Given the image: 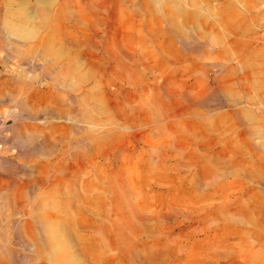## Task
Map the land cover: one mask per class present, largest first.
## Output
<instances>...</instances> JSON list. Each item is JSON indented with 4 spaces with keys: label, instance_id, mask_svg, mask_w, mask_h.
<instances>
[{
    "label": "rangeland",
    "instance_id": "rangeland-1",
    "mask_svg": "<svg viewBox=\"0 0 264 264\" xmlns=\"http://www.w3.org/2000/svg\"><path fill=\"white\" fill-rule=\"evenodd\" d=\"M0 256L264 264V0H0Z\"/></svg>",
    "mask_w": 264,
    "mask_h": 264
},
{
    "label": "bare ground",
    "instance_id": "bare-ground-1",
    "mask_svg": "<svg viewBox=\"0 0 264 264\" xmlns=\"http://www.w3.org/2000/svg\"><path fill=\"white\" fill-rule=\"evenodd\" d=\"M15 204V203H14ZM13 204V209H14V211H16L17 209H18V211H22V210H24V208H25V206H24V204H23V202L21 201V202H16V204L14 205ZM0 264H8V262L6 261V259L5 258H3V257H1L0 256Z\"/></svg>",
    "mask_w": 264,
    "mask_h": 264
}]
</instances>
